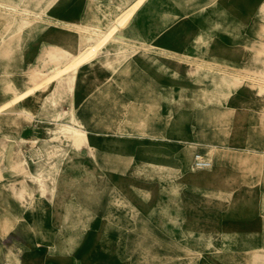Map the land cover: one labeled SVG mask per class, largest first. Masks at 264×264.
I'll use <instances>...</instances> for the list:
<instances>
[{"label":"rangeland","instance_id":"obj_1","mask_svg":"<svg viewBox=\"0 0 264 264\" xmlns=\"http://www.w3.org/2000/svg\"><path fill=\"white\" fill-rule=\"evenodd\" d=\"M88 1L54 0L47 8L48 0H0V264H264V0H164L163 13H172L157 36L159 11H149L157 0H145L126 24L130 49L95 56L78 70L71 105L63 95L53 106L54 83L36 85L63 60L49 47L74 53L80 32L54 19L81 23ZM121 1L122 9L131 2ZM10 7L43 15L16 32ZM203 30L211 37L198 46ZM195 58L245 69L250 78L221 106L169 107L165 88L177 96L206 86L193 73ZM71 109L95 154L63 142L53 159L54 197L26 196V173H14L19 156L10 147L35 172L43 141L70 122ZM185 147L192 149L186 164ZM196 156L208 166H196Z\"/></svg>","mask_w":264,"mask_h":264},{"label":"bare ground","instance_id":"obj_2","mask_svg":"<svg viewBox=\"0 0 264 264\" xmlns=\"http://www.w3.org/2000/svg\"><path fill=\"white\" fill-rule=\"evenodd\" d=\"M53 2L54 0H48L47 8H50ZM143 2H145V0H131L130 4L127 5L126 8L122 9L121 0H119L117 3H113V0H107L106 4H101L98 0H89L87 3V7L84 11V15H83V19L81 20V23L66 22V21L54 19L56 23H59L67 28H73V29L75 28L80 32L78 35L77 50L74 53H71L69 47L67 48L62 45L51 44L49 47L50 53L62 55L63 60L50 72V74L39 78L36 85L44 86L49 83H54V89L48 96V99L52 100L51 104L53 106L59 105L56 98L58 99L63 95L69 96L70 98L69 105H71L73 92L75 90V82H76L78 70L85 64H88L93 58H95V56L99 54L120 55L124 53L127 49H130L128 44L132 45L134 43V40L126 35L125 33L126 24L129 23V21L131 20L133 12L141 4H143ZM163 3H165L164 0H157V2L153 3L151 9L149 10L151 12H155L156 10L159 11V17L157 18V22L160 29L156 33V36L159 33H161L163 28L166 27V26H162V24L166 22L165 21L167 19L166 15L172 13V12L171 13L169 12L168 14L163 13L164 12V10H162ZM117 9L118 11H116ZM10 10H12V7H10ZM166 10L171 11L169 9ZM12 11L15 12V18L13 19V21L14 23L17 24L16 32H19L24 27L30 24L36 25L37 21L43 15L42 11L33 12L28 9L14 8ZM91 20H95L96 22L93 27L91 25L86 24L88 21ZM100 23H105L103 28L99 27L98 24ZM217 24L218 22L216 23L214 22V24L210 27L212 28L217 27L216 26ZM86 32L87 34H85ZM210 37H211L210 31L203 30V32L199 33L196 36L195 43L198 46L207 45ZM109 44H114L112 51L113 53H111L110 50L107 49V45ZM261 47H264V43L262 44ZM139 48L157 49L156 47L149 45V42H139ZM159 51L169 56L176 55L175 52L163 48H160ZM261 54H264V52H261ZM199 72H201L202 77L207 80L206 86H202L193 90L192 89L185 90L184 88H181L179 91H177V96H174L175 92L170 87L165 88V91L161 97L162 101L165 102L169 107L172 106L179 107L182 106L185 102L190 103V105H192L191 107H199L200 105L207 106L210 104L214 106H221L224 102H226L229 99V97L232 95L234 91L240 88L245 78H250L248 72H246L245 69L230 68L222 64L213 63L210 60L195 58L193 64V73L198 74ZM23 95H21V97ZM18 98L20 97L16 96L11 101H9V103H13V102L16 103ZM69 116H70L69 123H57L55 127L50 130V134H51L50 137L47 140L43 141L40 147V154H39V156H41L43 159L36 162L37 168L35 172L30 171L29 164L25 159V157L20 152L19 147L18 146L10 147L11 152L14 153L18 151V156H19L18 160H16L17 164H19L20 166L19 172L14 170L15 171L14 173H16L17 175L21 173H26L23 179L25 183V188L28 191L26 196H32L36 192H38L42 196L49 194L50 198L54 197V195L56 194V184L58 181L57 178L58 169L53 159L63 154L65 144L66 146L75 149L77 152H79L81 149H84L86 153L89 155L95 154V149L92 146H90V144L88 143L87 130L85 128V124H83L82 122V118L77 117V115H75L72 109L69 112ZM63 142H65V144H63ZM1 145L2 148H4L5 143L1 142ZM219 149L222 150V148ZM191 151H192L191 147H185L182 150L183 160L185 164L187 163L191 155ZM235 154L241 155L243 153L239 152ZM249 156L260 157L261 154L253 151L250 153ZM108 160L109 159L107 157H101V161L103 162H106ZM1 161L2 160L0 159V163ZM12 161L7 162L8 168L14 166ZM146 165L151 167L152 169L155 168L159 170L167 169L165 165H157L153 163H146ZM3 178H4L3 171L0 168V181L3 180ZM203 180L206 179L204 178ZM7 231L8 229L3 233V236L9 233V231L8 232ZM73 238L74 236L70 239L68 238L67 240H65L64 244L61 246V251L64 250L67 246H70L74 242ZM206 243L205 246H208V243L207 244ZM197 244L202 245L201 242H197Z\"/></svg>","mask_w":264,"mask_h":264},{"label":"built area","instance_id":"obj_3","mask_svg":"<svg viewBox=\"0 0 264 264\" xmlns=\"http://www.w3.org/2000/svg\"><path fill=\"white\" fill-rule=\"evenodd\" d=\"M195 164L196 166L201 167V168L203 167L205 168L208 166V164L206 162L201 161L200 157L198 156L195 157Z\"/></svg>","mask_w":264,"mask_h":264},{"label":"crops","instance_id":"obj_4","mask_svg":"<svg viewBox=\"0 0 264 264\" xmlns=\"http://www.w3.org/2000/svg\"><path fill=\"white\" fill-rule=\"evenodd\" d=\"M243 100V98H241V97H239V100H234V101H237V102H240V101H242ZM184 105L186 106V107H189V108H191V106L192 105H190V103H188V102H185L184 103ZM183 106V105H182ZM209 105H207V106H203V105H200L198 108H205V107H208ZM197 108V107H196ZM257 108V107H256Z\"/></svg>","mask_w":264,"mask_h":264}]
</instances>
